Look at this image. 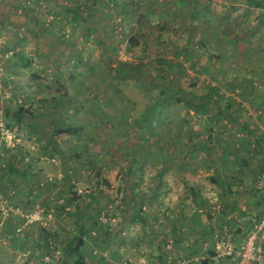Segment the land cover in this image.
I'll return each mask as SVG.
<instances>
[{
    "label": "crops",
    "instance_id": "obj_1",
    "mask_svg": "<svg viewBox=\"0 0 264 264\" xmlns=\"http://www.w3.org/2000/svg\"><path fill=\"white\" fill-rule=\"evenodd\" d=\"M20 1L25 4L23 0ZM28 1L32 5L28 9L30 12L28 20L34 23L38 22L37 19H41L39 15L35 18L37 10H39L36 8L39 4L50 2V6L53 7L60 3L64 5L65 11H63L64 8L60 12L55 10L59 16L44 18V21H52L51 25L44 22L45 25H48L47 29L39 26L33 28L31 25V34L39 38L34 40V42L36 41L34 46L38 48H35V51L44 53L43 63L38 62V64L44 65L45 69H52L51 63H53L52 60L56 54L61 61L56 67L64 73L60 78H56V82L60 79L72 96H28L27 104L25 101L21 103L22 99H19V107L15 113L18 118L17 125L21 124L23 114H28L30 118L26 127L21 126L24 129L20 132L28 133L29 144L34 147L44 146L46 149H51L52 146L61 150L60 144L55 145V141L59 142L57 136L62 135L66 137L64 142H75L67 148L73 155H76L75 149H77L76 153L77 151L80 153L81 159L74 163V167H79L78 170L83 177L90 176V179H95L98 183V188H94L95 190L108 186L109 182L114 184L120 180L123 183L120 184L122 192L114 191V199L112 198L116 205L118 203L121 205L120 207H131L133 211L138 209L146 211V209L155 206L162 211L172 210L174 213H178L181 220L185 219L184 212H188L187 219L191 221L197 238L194 240L179 239L178 244L188 247V250L194 245L198 248L194 253H202L204 256V258L201 257L202 262L218 264L219 260L214 252L207 251V244L201 246L202 238L198 231L205 229L212 234V230L219 228L224 223H233L241 231L244 228L249 231L253 230L257 216L255 209L259 202L258 204L256 202L255 205L250 198L253 195L258 197L264 195V171L259 169L258 173L253 172L251 165L245 167V162L240 163L237 159H233L231 163L230 157L220 153L217 157L207 156L213 151L215 143L224 145L226 136L234 132L235 128L230 125L223 127L214 139L213 134L209 135L208 133L212 125H208V132L205 131L202 140H196L197 133L203 134V130L198 131L194 124L193 126L185 124L184 111L182 112V108L179 106L183 99V96H180L179 88L175 87L170 90V87L164 85V81H171L173 76H177L174 79L179 87L178 83L181 82L185 73L176 69L175 75L168 78L164 76L165 73L161 71V68L165 64L173 68L172 63L176 58L178 59L180 56L182 60L184 59L181 53L186 56L183 61H188V64L196 69L202 65L200 63L202 58H206V60L208 58L207 61L210 63V59L213 57L221 60L220 66L212 63L211 66L210 64L201 66L200 70L207 69L209 66L211 68L210 76H213L212 68L217 65L219 71L223 72L221 75L226 77H223L224 82H231L233 79V81H237L235 85H264V57L260 54L256 46L257 42L253 39L260 38V43L264 39V0H134L137 7H132L131 10L129 7L127 11H121L122 9H119L118 6L121 2L113 0V2H109V5L116 7V12H120L122 20L127 16V20L134 23L133 17L139 11L137 10L139 5H144L142 8L146 11L144 23L149 21V18L157 19L158 24L162 22L157 26L158 28L156 26L150 28L151 23L137 27L132 26V34L126 39L127 44L122 48H118V43L121 44V42L117 39V31L100 27L97 11L88 20L82 16L86 0L85 2L84 0H75L76 13L74 14L77 16L74 15V18L69 17L73 13L67 14L66 12L67 7H70L69 0H61V2L60 0ZM53 1L55 2L53 3ZM123 1L122 6L126 5L127 9L126 3L129 0ZM69 24H73L75 28H70ZM158 29L159 32H156ZM140 46L143 49L141 52H148L150 46H153V51L159 53L156 55L158 58L156 60L161 63V66H158L156 62L148 64L146 56L149 52L144 54L146 60H137L134 56L126 55V51H138ZM168 53L171 57L167 56ZM254 53L259 55V58L255 57L261 62L253 61L252 54ZM235 55L238 56L237 59L234 58ZM48 62L51 63L48 64ZM154 65H157L155 69L159 70L157 75L154 72H152L153 74L146 72L144 67L153 68ZM64 67H70L71 72H67ZM176 67L180 68L179 65ZM160 72L162 73L160 74ZM217 73L218 71H216ZM72 76H75L76 81H70ZM216 78L218 79V74ZM213 81L215 82V80ZM214 82L211 83V86H215ZM194 89L196 94L191 97L197 105L204 109L207 108L208 101L212 97L197 96V87ZM210 90L214 93L215 87ZM152 92H156V95L150 96ZM255 100L259 104L260 96H256L253 101ZM20 108L24 110L21 115L18 112ZM193 110L196 112V108ZM135 111H137L136 116L139 115V120L142 118L141 123L137 122L136 127L132 125V122H129L130 118H128ZM195 112L190 111L188 114L192 116ZM124 114L126 115L123 118ZM58 118L61 120L55 124L53 120ZM126 118H128L129 125L126 120L124 121ZM42 119L49 121L47 122L48 126H45ZM104 122H107L108 126ZM56 125L57 127H55ZM58 125L60 126L58 127ZM52 128L55 130H51ZM69 129L76 130V134L68 133ZM147 129L154 139L152 142L141 137V132H147ZM59 130H63L62 133H57ZM130 132H137L138 139H129ZM21 137L23 136L20 135ZM20 138L17 141H20ZM234 140L239 139L234 138ZM243 140L244 138H241V142ZM145 144L150 149L157 148L168 150V153L172 151L175 153L173 156L164 157V154L160 156L157 164L158 167L162 166V170L156 172V177L160 181L165 173V180L173 187L167 172L175 171L177 176H183L190 180L186 190L183 186L179 187L178 185V189H173L171 193L167 194V198L164 196L162 199V191L148 190L147 192L152 194L151 197H148L147 192L143 191L139 184L131 183L133 181L137 183V169L140 170L147 164V162L143 163L145 161L142 157L144 150H141ZM140 151L141 158L135 156ZM55 158L58 159L54 160ZM54 159L52 161L55 163L62 161L60 156L54 157ZM177 162L181 165H177ZM62 163L61 165H63ZM196 164H199V167L195 169L198 170V173L194 169H188ZM90 166L95 167L96 170H91L93 173H85L84 168H90ZM130 166L136 167L134 173L130 170ZM229 166H231L230 169ZM250 168L252 172H250ZM166 169L168 170L166 171ZM23 172L26 174V171ZM72 173L66 172L64 169L63 172L56 171L47 177L38 172L41 182L44 180L43 185L45 184L47 188H54L48 190L50 197H47L50 205L49 208L45 207L51 214V218L45 219L44 224L27 225V232H37L39 229L45 228L57 231V228L52 224L55 221L61 223V220L56 219L55 212L66 215L65 211H71L78 220L77 214L86 212L89 206H94L97 209L102 207L104 198H101L103 196L101 193H93L90 199L88 197V200L83 203L81 202V199L85 197L83 193H88V191L77 190L76 194L73 192V188H67L64 191L57 188L58 184L68 181L69 178L70 180L71 178L76 179L79 172L73 175ZM261 178L263 180L259 182ZM174 180L178 179L174 178ZM32 194L38 196L36 191H33ZM79 197L82 198L79 199ZM243 198H245L244 201ZM82 205L85 208H82ZM16 209L20 211L19 208ZM20 213H23L22 210ZM251 215H255L254 219ZM229 216H232L231 221H228ZM77 226L82 228L80 224ZM35 227L39 228L34 230ZM41 234L43 232L39 233V238L44 239L45 237H41ZM180 234L181 232H178V235ZM259 234L258 245L264 254V241L260 240V237H264V233ZM15 236L19 237V235ZM30 240L33 242L30 236L26 239L22 237L13 240L12 243L5 235H1L0 264H17L25 261L27 259L25 258L26 251L30 249L33 253ZM138 240H142V238H134L132 242L138 243ZM170 246L167 245L166 248L169 249ZM193 256L194 260H201L198 256L194 254ZM227 260L229 259L227 258ZM202 262L198 264H202Z\"/></svg>",
    "mask_w": 264,
    "mask_h": 264
},
{
    "label": "rangeland",
    "instance_id": "obj_2",
    "mask_svg": "<svg viewBox=\"0 0 264 264\" xmlns=\"http://www.w3.org/2000/svg\"><path fill=\"white\" fill-rule=\"evenodd\" d=\"M107 1L108 0H88L85 2L84 0L86 5L83 9L82 16L88 20V18L97 11V14L99 15L98 18L100 19V27L102 29L110 28L111 30L117 31V39L121 42V44L118 43V48H122L127 44L126 39L132 34V26L137 27L151 23V25H149L150 28H153L154 26L158 28L157 26L162 24V22L158 24L157 19L151 20L150 18L149 21H147L149 23L143 22L146 16V11L142 9L144 5H139L137 9L139 11L133 17L134 23L129 22L127 16L122 20L120 12H116V7L109 5L110 3ZM118 1L121 2L118 4L120 9L123 5V0ZM23 2H25V4L20 0H0V222H2V225H0V236L5 235L9 242L12 243L13 240L21 239L22 237L26 239L30 236L33 240V242L30 240V247L33 253L28 249L30 254H26L25 258L27 259L17 264H46L44 261L46 255L50 258L47 264H198L199 262H202L201 257L203 254L194 253L196 249H198L196 246L193 245L192 248L188 250V247L178 244L179 239L194 240L197 238V234L192 227L191 221L187 219L189 217L188 212H184L185 219L181 220L178 213H174L172 210L162 211L155 206L146 209V211H143L142 209H140V211L139 209L133 211L131 207H120L121 205L119 203L116 205L113 199L115 194L114 191L118 190V193L122 192L120 191V184L123 183L120 182V180H117L114 184L109 182L110 184L108 186L106 185L100 190H95L94 188H98V183L95 179H90V176L83 177L80 170H78L79 167H74V163L78 159H81V157H79L80 153L78 151L76 153L77 149H75V154L77 156L73 155L71 150L67 148L70 144H75V142H64L66 137L62 135L57 136L59 142L55 141V145L58 143L60 144V147L62 148L61 150L53 148L49 143L48 145L51 146V149H46L44 146L34 147L29 144L30 139L27 136L28 133L20 132L24 129L21 126L26 127L30 118L28 117V114H23L21 124L19 126L17 125L18 118L15 113L19 107V99H22L21 103L25 101V104H27L26 100L28 96H72L60 79L56 82V78H60V76L64 75V73L56 67L57 64L61 63L56 54L53 57V63L48 62V64L51 63L52 69H45L44 65L38 64V62L43 63L44 53H37V51H35L36 47L34 44L36 41L34 42V40L39 38L31 34V25H33V28L39 26L40 28L47 29L48 25H45L44 22L51 25L52 21H44V18L59 16V13L55 10H58L59 12L60 10L62 11L64 5L60 3L53 7L52 5L50 6V2H44L42 5L39 4L36 8L39 10H37L35 18L39 15L41 16V19H37L38 22L34 23L33 21L28 20V15L30 14L28 7L32 5H30L28 0H23ZM54 2L55 1H53V3ZM126 4L128 5L127 9L123 8L121 11H127L129 7V10H131L132 7H137L134 0H129ZM69 6L70 7H67L68 10H66V12L67 14L73 13V15H70L69 17L74 18V15L77 16L74 14L76 13L75 0H69ZM218 6L220 7V5ZM63 11H65V8ZM55 24L57 25V23ZM69 27L75 28L73 24H69ZM156 32H159V29ZM169 36H171V34H169ZM253 39L257 42L256 46L258 47L260 54L264 57V39L261 43L260 38L255 37ZM138 49V51L134 50L133 52L126 51V55L134 56L137 60H146L144 54L149 52L146 56L148 64L156 62L158 63V66H161V63L156 60L158 59L156 55L159 53L153 51V46H150L148 52H141V50H143L141 46ZM167 56L171 57L170 53H168ZM181 56L184 57V59L186 58L184 53H181ZM252 56L254 57L253 61L259 60L257 59L259 58L257 53L252 54ZM237 57L238 56L235 55L234 58L237 59ZM183 60L179 56V58H176L172 63L173 68H171L172 66H167V64H165L164 67L161 68V71H163V73H165L164 76L168 78L171 75H175L176 69L185 73L181 82L178 83L179 87L176 84V79H174L177 76H173L174 78L171 81H164V85L170 87V90L175 87L179 88V91L181 92L180 96H183L179 106L182 108V112L184 111L183 116L185 115V124L189 126H193L194 124V127L198 131L203 130V134L197 133L198 136L195 139L202 140L205 131L208 132V125H212V127L209 128L210 132L208 133L209 135L213 134L214 139L220 132L219 130L223 127L230 125L235 128L234 132L226 136L225 144L216 145L215 143L213 151L208 153L207 156L217 157L218 153H220L224 156L230 157V159H232L231 163L233 162V159H237L240 163L245 162V167L251 165L250 167L254 170L253 172L256 171L258 173L259 169L263 172L264 85H235V82L237 81H233V79L231 82H224V78L226 77L221 75L223 72L219 71L217 65L212 68L213 76H210L211 68L209 66L207 69L202 68V70H200L201 66L208 64L211 66L212 63L219 65L221 63V60L214 59L213 57L210 59V63L207 61L208 58L207 60L206 58H202L200 61L202 65H199L197 69L188 64V61ZM157 65H154L153 68H144L146 69V72H149L150 74H153L152 72H154L155 75H157L159 72V70L155 69ZM176 65H179L180 68L176 67ZM65 69L67 72H71L69 70L70 67ZM172 69H174V71H172ZM208 69L209 72L207 73ZM216 71H218V79L216 78ZM161 73L162 72H160V74ZM213 80H215V82ZM70 81H76L75 76H72ZM212 82L215 83V86H211ZM194 87H197V96L212 97V99L208 101L207 108L204 109V107L197 105L196 101L191 97L193 94H196ZM213 87H215L214 93L210 90ZM155 95L156 92L150 94V96ZM20 96H23V98H20ZM256 96H260L261 101L259 104L256 100L253 101ZM193 108H196V112ZM190 111L195 113L191 116L188 114ZM57 113L59 114V111H57ZM136 113L137 111H135L131 117H128L130 118L129 122H132V125L135 127L137 122L141 123L142 121V118L139 120V115L136 116ZM125 115L126 114L123 115V118ZM128 118L124 119L127 124L129 123ZM59 120L61 119L58 118L53 121L56 124ZM42 121L45 123V126H48V120L42 119ZM104 123L107 125V122ZM109 124L111 125V123ZM59 126L60 125H58V127ZM55 127H57V125ZM51 130H55V128H52ZM148 130L149 129H147V132L142 131L141 137L152 142L154 139L151 137V132H148ZM19 134L23 137L20 138ZM128 137L129 139L134 138L137 140L139 135L137 132H130ZM233 137L235 139L238 138L239 140L235 141ZM19 138L20 141H17ZM241 138H244L242 142ZM102 144L106 146L104 143ZM141 150H144V152L142 151V157L145 159L143 163L147 162V164H145L142 169H137V183H134L133 181L131 182L132 184H139L145 192L148 190L162 191V199H164V196L167 198V194L171 193L173 189H178V185L179 187L183 186L185 190L187 189L190 180L183 176H177L175 171L170 170L167 172V174L170 175L173 187L165 180V173L160 181L158 180V177H156V172H159L162 168V166L158 167L157 164L160 156L162 154H164V157L173 156L175 154L173 151L168 153V150L164 151L157 148L150 149L147 144H145V147ZM140 153L141 151L136 153L135 156L141 158ZM57 156H60L63 165L52 161V159ZM57 159L58 158H55L54 160ZM247 162L250 163L248 164ZM9 165L14 166L20 171H26L28 177L24 179V177L21 176L22 174L15 173L12 177L8 178L7 169ZM177 165L181 164L177 162ZM177 165L175 163V166ZM37 167L40 168L36 169ZM194 167L192 166V168L188 169L195 170L199 167V164H196ZM230 168L231 166H229V169ZM251 168L250 172H252ZM64 169L66 172H73L72 175L79 172V177L77 175L74 180L71 178V181L61 182L57 185L58 189L64 191L67 188H73L72 190L76 194L77 190L83 192L88 191L89 194L83 193V195H85V197L81 199V202L83 203L88 200V197L90 199V196H92L93 193H101L103 194L101 198H104V204L99 209L94 206H89V209H87L86 212H79L77 214V217H79L78 220H76L75 215H72L71 211H65L66 215L61 213V211V214L55 212L54 215L56 216V219L61 220V223L64 225L57 221H53L54 224H52V226L56 227L57 231L46 228L41 229L43 232L41 237L44 236L45 238H39V233H42L40 229L37 232H27V225L22 222L24 221L22 214L26 215L32 209L38 208V206L43 209L45 207L49 208V198L47 197L49 196L48 190L53 187H48V189L45 184L43 185L44 180L41 182V177L39 178L38 172H41V174H45L44 176L48 177L49 174L55 173L56 171L63 172ZM91 170L95 171L96 168H93L92 166H90V168H84L85 173H93ZM130 170L134 173L133 171L136 170V167L133 168V166H130ZM167 170L168 169H166V171ZM195 171L198 173V170ZM174 178H177L178 180H174ZM262 180L263 179L261 178L259 182ZM33 191H36L38 196L33 195ZM146 194L148 197L152 196L149 192ZM257 197L258 196L253 195V197L250 198L255 205ZM80 198L82 197H79V199ZM244 200L245 198H243V201ZM16 208H19L20 211L22 210L23 213L21 214ZM82 208H85L84 205H82ZM255 210L257 211V216H251L253 219L255 217V225H257L264 217V200L262 205L257 206ZM229 217L232 218V216ZM77 224H80L82 228H79ZM38 226L44 227L43 225ZM17 227L22 228L18 238L15 236L17 235L15 232ZM38 228L39 227H35L34 230ZM235 228H237V231L235 232L240 235L234 236V238L232 236V238L234 243L238 244L244 239L249 230L244 228V230L241 231V229L238 230L237 226ZM216 230L219 229L215 228L212 232ZM178 232H181V234L178 235ZM198 232L199 236L202 238L201 246L202 244H207V251L211 252V233L205 229ZM260 233L261 234L259 235L264 233V227ZM78 237L82 238L81 242H83V244L85 243V245L80 246L76 242V238ZM134 238H142V240H138V243H133L132 240ZM260 238L261 241H264V237ZM48 240H53L55 242L54 245H48ZM167 245H171L169 249L166 248ZM258 247L261 248L259 245ZM56 250L59 251V259L54 255ZM192 253L198 256L201 260H194ZM262 256L264 259L263 253ZM228 259L229 260H227V257L218 258V264H235L234 258Z\"/></svg>",
    "mask_w": 264,
    "mask_h": 264
},
{
    "label": "built area",
    "instance_id": "obj_3",
    "mask_svg": "<svg viewBox=\"0 0 264 264\" xmlns=\"http://www.w3.org/2000/svg\"><path fill=\"white\" fill-rule=\"evenodd\" d=\"M24 217L25 225L31 224H44V220L46 218H51V214L46 212L43 208H36L26 215L22 214ZM232 218H228V221H231ZM236 225L224 223L220 226L216 231L212 232L211 244L212 251L214 252L217 258H234L235 264H263L264 259L262 256V252L257 244L258 234L262 231L264 227V217L261 222L254 226L253 230H250L241 240L240 243H234V236H238L235 231ZM22 231V228H16L15 232L17 235ZM233 236V238H232ZM238 241V239H237ZM53 240H48V245H54ZM26 254L29 255L30 251L27 250ZM55 257L59 259V251H55ZM50 258L48 255L44 257V261L47 264Z\"/></svg>",
    "mask_w": 264,
    "mask_h": 264
},
{
    "label": "trees",
    "instance_id": "obj_4",
    "mask_svg": "<svg viewBox=\"0 0 264 264\" xmlns=\"http://www.w3.org/2000/svg\"><path fill=\"white\" fill-rule=\"evenodd\" d=\"M86 1H88V0H86ZM107 2H113V0H108ZM117 5V4H116ZM126 7V5H124V6H122L120 9H123V8H125ZM28 8H31V7H28ZM168 69H170V68H168ZM19 111V115H21V114H23V109H18ZM27 113V112H26ZM61 131H63V130H59L57 133H62ZM69 132L68 133H70V134H76V130H71V129H69L68 130ZM23 170H18V169H16L14 166H11V165H9L8 166V169H7V175H8V178L9 177H12V175L13 174H15V173H17V174H22L21 176H23L24 177V179L27 177V173L25 174L24 172H22ZM68 181H71L70 180V178H69V180ZM107 184V183H106ZM263 200H264V195H260L259 197H257V204H258V202H259V204H258V206H260V205H262V203L261 202H263ZM36 209V208H35ZM34 210V209H33ZM44 210L47 212V210L44 208ZM31 212V211H30ZM46 241V240H45ZM82 241V238L81 237H78V238H76V242L80 245V246H82V245H85V243L83 244V242H81ZM78 255V254H77ZM202 264H208L207 262H202Z\"/></svg>",
    "mask_w": 264,
    "mask_h": 264
}]
</instances>
